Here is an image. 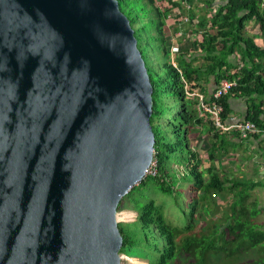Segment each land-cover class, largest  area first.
I'll list each match as a JSON object with an SVG mask.
<instances>
[{
  "label": "water",
  "instance_id": "water-1",
  "mask_svg": "<svg viewBox=\"0 0 264 264\" xmlns=\"http://www.w3.org/2000/svg\"><path fill=\"white\" fill-rule=\"evenodd\" d=\"M153 93L117 0H0V264H122Z\"/></svg>",
  "mask_w": 264,
  "mask_h": 264
},
{
  "label": "trees",
  "instance_id": "trees-1",
  "mask_svg": "<svg viewBox=\"0 0 264 264\" xmlns=\"http://www.w3.org/2000/svg\"><path fill=\"white\" fill-rule=\"evenodd\" d=\"M117 1L139 42L138 34L142 33L160 59L158 67L153 68L142 52L154 85L151 123L156 137L157 173L148 175L125 198L129 209L119 207V212L128 210L137 215L134 222L119 225L124 239L121 253L137 254L148 264H264V219L258 207L250 204L254 185L228 180L217 171L214 152L218 143H213L207 166L190 148L188 139L204 121H209L215 137L220 138L214 121L208 116L201 119L194 107L195 98L190 101L189 97L211 75L218 83L222 78L237 82L220 101L224 124L230 113L229 98L239 94L249 98L246 121L261 130L252 135L264 134V49L246 35L247 25L254 22L264 39V0H226L217 11L208 15L204 12L196 25L200 32H194L201 38L191 42L197 51L190 57L189 51L176 55L179 68L168 62L167 36L182 19L177 13L180 4L174 0H143L141 13L148 16L142 22L127 14L126 0ZM202 1L207 8L213 4V0ZM185 2L191 6L193 0ZM139 23L140 32L136 30ZM197 54H204L205 65L193 68ZM219 142L220 149H225L226 136ZM173 158L183 162L179 166L184 170H176ZM158 193L173 199L184 219L183 227L173 225L163 208L150 198V194Z\"/></svg>",
  "mask_w": 264,
  "mask_h": 264
},
{
  "label": "crops",
  "instance_id": "crops-1",
  "mask_svg": "<svg viewBox=\"0 0 264 264\" xmlns=\"http://www.w3.org/2000/svg\"><path fill=\"white\" fill-rule=\"evenodd\" d=\"M174 2L180 4L181 9L178 10L177 13H181L183 17V4L185 0H174ZM183 3V4H182ZM226 2V0H213V4L210 8H207L203 5V8L200 6V3L193 1L191 7L194 11V18L195 21L193 23H189L190 28L187 27L183 29V35L181 37H177V33L179 30V23L174 25V30H169L168 38H172V42L168 40V48L170 51V55L168 57V62L174 67L179 68L178 63H176V57L179 55L180 52L189 51L187 55L190 57L194 53H196L190 44L186 40L189 37L194 35L192 41L200 40L201 35L197 34L198 30H196V25L199 21L201 15L204 12L211 14L212 11H217L220 7H222ZM176 13V12H175ZM176 15V14H175ZM181 21V20H180ZM197 32V33H194ZM171 33V34H170ZM246 35L248 37L254 38L255 45L261 49H264V39L261 37L260 28L255 25L254 22H251L246 27ZM186 46L188 48L186 49ZM177 55V56H176ZM176 56V57H175ZM203 55L197 54L195 57L197 58L196 61L193 63V68H200L205 65V61L203 60ZM193 59V58H192ZM235 60V58H234ZM238 64L240 62V57L237 58ZM225 79V78H222ZM228 79V78H227ZM220 82V81H219ZM218 80L216 79L215 75H211L210 78H205L202 80L201 86L196 87L194 90V94L201 95L204 99L202 103L196 101L194 107L199 111V117L203 119L207 115H202L201 113V105L203 103L209 102V98L212 97V93L215 92L216 87L218 85ZM237 85V82H236ZM189 95L190 101H193L195 95ZM198 97V96H197ZM248 99L239 94H234L229 98V119L224 124L223 128L220 129L219 136L220 138L215 137V132L212 130V126L209 121H204L201 126H197L195 130H192L190 133L193 134L195 132L204 134L202 137L207 141L208 145L204 146V143L201 140L202 146L199 148L200 151H195L199 153L201 163L204 165H210L209 154L213 152V143H218V148L215 149V154L217 159L215 160L217 171L220 172L224 177L231 181H243L245 183H251L254 185L250 204L252 206L258 207V210L262 212V216L264 215V175L262 172V167L264 164V134L263 132L259 135H255L258 137H254L252 134L249 137H243L239 131H237L234 126L237 123L246 121V117L249 110ZM195 100H198L195 98ZM211 116H208L210 119ZM196 133V134H198ZM195 134V135H196ZM189 135V137H190ZM194 135V137H195ZM223 136L227 138V146L225 149H220L222 147V143L219 141L223 138ZM190 140V139H189ZM190 145V144H189ZM263 218V217H262ZM264 219V218H263Z\"/></svg>",
  "mask_w": 264,
  "mask_h": 264
},
{
  "label": "rangeland",
  "instance_id": "rangeland-1",
  "mask_svg": "<svg viewBox=\"0 0 264 264\" xmlns=\"http://www.w3.org/2000/svg\"><path fill=\"white\" fill-rule=\"evenodd\" d=\"M200 6L203 8V1H200ZM126 12L127 14H129L131 16L132 19L137 20L139 19L140 21L143 22V20L147 19V14H142L141 13V8H144V1L143 0H126ZM203 14H204V9H203ZM192 16H194V11L191 13ZM195 17V16H194ZM190 28L189 24L184 25V28L187 29ZM136 30L138 32H140L141 30V24H137L136 25ZM151 30V29H149ZM171 34V33H170ZM138 36L140 37V47L142 49V52L144 53V55L147 57L148 63L153 66V68H156V66L158 67L159 63H160V59L158 58L157 54L150 48L148 42L146 41L145 36L142 33H139ZM192 38H194V35L192 37H189V39L186 40V43L188 42L190 46L191 42H192ZM169 42H172V38L168 39ZM168 42V41H167ZM168 42V43H169ZM167 43V46H168ZM188 46H186V49L188 48ZM187 51V50H186ZM184 52V50L182 51ZM171 101V98H170ZM174 101L172 100L171 103H173ZM173 114H177V111L174 110ZM212 119V118H211ZM195 132L193 134L188 135V139L189 140V144H190V148L192 150H197L200 151V147L202 146L201 140L204 143V146H207L208 143L207 141H205V139H203V135L202 133H198ZM196 134V135H195ZM195 135V137H194ZM173 163H176L177 165H175L176 170H184V167H180L179 165H182L183 162H178L176 161V158L172 159ZM157 168V167H156ZM157 173V172H156ZM148 175H153L151 173H148ZM147 175V176H148ZM152 197L153 200L156 201V204L161 206L164 210V214L165 216L168 218V220L175 226H179V227H183L184 226V219L181 216L179 209L177 207H175V202L173 201L172 198L170 197H166L160 193L158 194H150V198ZM127 201L124 199L122 202V206H124L125 209H129V207L127 205H125ZM232 202V199H230L227 203V207L230 205V203ZM123 212H128L129 214H131L132 216L128 219L129 221H127V223H131L132 219H136L137 215L134 212L128 211V210H122L121 212H119L120 214ZM264 218V215L261 216ZM134 222V221H133ZM120 224H126V222L122 221L120 222ZM137 254H128V253H121L122 256V264H148V262L144 259H142L139 256H136Z\"/></svg>",
  "mask_w": 264,
  "mask_h": 264
},
{
  "label": "built area",
  "instance_id": "built-area-1",
  "mask_svg": "<svg viewBox=\"0 0 264 264\" xmlns=\"http://www.w3.org/2000/svg\"><path fill=\"white\" fill-rule=\"evenodd\" d=\"M193 1L200 3V1H202V0H193ZM183 8H184V11L182 12L183 17L179 23L180 27H179L176 38L181 37L183 35L182 27H184V25H187L189 23H193L195 21L194 16L191 15V13L193 12L192 7L190 5L184 3ZM262 8H264V4H263ZM234 86H236V81H233V80H230L227 78L221 79L219 84L216 87L215 92L212 93L213 94L212 97L209 98L210 101L207 103H203L201 105L202 115L211 116L212 120L214 121L215 126L218 128L224 127V122H223L224 106L220 103V101L222 100V98L227 96L232 91ZM193 94H191V96H193ZM197 96L195 95V98L198 99L196 101L199 103H202L204 99L201 97V95H197ZM228 119H229V117L227 118V120ZM234 128L237 131H239L240 134L245 138L249 137L250 134L261 132V130L258 129V127H256L252 122H249V121H243V122L237 123L234 126ZM156 167H157V161L154 160L149 171H148V173L155 175L157 172ZM262 172L264 175V164L262 167ZM131 221L133 222V221H135V219L133 218Z\"/></svg>",
  "mask_w": 264,
  "mask_h": 264
},
{
  "label": "bare ground",
  "instance_id": "bare-ground-1",
  "mask_svg": "<svg viewBox=\"0 0 264 264\" xmlns=\"http://www.w3.org/2000/svg\"><path fill=\"white\" fill-rule=\"evenodd\" d=\"M132 215L131 214H129L128 212L126 213V212H123V213H121L120 215H119V217H118V221L119 222H122V221H124V222H127L128 221V219L131 217ZM130 220V219H129ZM122 257V256H121Z\"/></svg>",
  "mask_w": 264,
  "mask_h": 264
}]
</instances>
